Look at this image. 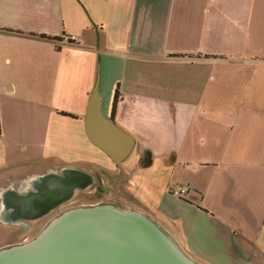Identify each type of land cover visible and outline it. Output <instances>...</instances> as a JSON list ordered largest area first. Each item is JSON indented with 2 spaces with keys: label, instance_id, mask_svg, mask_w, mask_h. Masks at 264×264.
Listing matches in <instances>:
<instances>
[{
  "label": "crops",
  "instance_id": "obj_1",
  "mask_svg": "<svg viewBox=\"0 0 264 264\" xmlns=\"http://www.w3.org/2000/svg\"><path fill=\"white\" fill-rule=\"evenodd\" d=\"M96 84L136 141L133 209L200 264H264V0H0V99L39 109L41 137L0 122V203L56 160L105 161Z\"/></svg>",
  "mask_w": 264,
  "mask_h": 264
},
{
  "label": "water",
  "instance_id": "obj_2",
  "mask_svg": "<svg viewBox=\"0 0 264 264\" xmlns=\"http://www.w3.org/2000/svg\"><path fill=\"white\" fill-rule=\"evenodd\" d=\"M89 142L114 163L133 153L135 139L101 110L98 84L90 93L84 120ZM39 192H4L17 219H35L72 198L76 189L95 182L87 172L68 169L47 175ZM0 264H200L155 220L114 204L78 207L50 222L32 241L0 249Z\"/></svg>",
  "mask_w": 264,
  "mask_h": 264
},
{
  "label": "rangeland",
  "instance_id": "obj_3",
  "mask_svg": "<svg viewBox=\"0 0 264 264\" xmlns=\"http://www.w3.org/2000/svg\"><path fill=\"white\" fill-rule=\"evenodd\" d=\"M219 74H222V73H218L216 75L217 80L220 77ZM8 90L9 89L0 91V93L1 92L7 93ZM29 91H32V90H29ZM12 98H15V94ZM10 101L11 100H9L7 97H1L0 99V109L2 112L1 119L3 120L1 121L0 119V122L5 123L4 121L6 120V125L9 128L8 130L12 133H16L17 136L18 134H21L26 139L35 138V140L40 141L41 140L40 135L35 134V131H36L35 127L36 126L38 127V125L34 121V116L36 115V112L39 111V109H37L35 106H32V105H28L26 107H22L20 105L16 106L17 104L16 100L12 101V104H9ZM3 112L6 113V117H4ZM136 157H137V151L133 152L131 156L122 164H114L106 156H105L104 162H97V163L81 162L78 164H70L72 168L80 167L82 168L83 171L88 172L92 174L93 176H95L96 177L95 186L88 188L84 192H77L75 195V199H73L71 203L67 204L61 210L54 212L50 217L39 222L38 225L40 226V228L37 227L36 231L30 232V231L23 230V233H22V231H19L21 229L18 226L13 225L15 223H13V221L9 218L10 216L8 215L12 211L10 207L8 208L7 205H5V201L3 200L5 193L3 191L2 201L0 203L1 213L2 215L4 213L3 216L8 215L7 219H9V221L7 222L9 224L2 222V224L0 225V232L2 233V235L0 234V249L5 248L7 246V245L6 246L4 245L5 236L6 238L8 237L7 243L10 244L9 246H14L15 244H23V243L32 241L55 218H57L59 215L63 214L64 212L69 211L74 208L96 205V203L99 201H101L100 203H104V204L119 205L121 208L125 207V208L133 209V208L138 207L137 205L141 203V200L134 197L133 192L130 189V186L128 183L129 175H128V172L125 170V168H128L127 167L128 165L130 166L134 162ZM37 164L30 162L24 165V168H25L24 170H28V172H30L31 174V172H34V170H37L38 166L41 163H37ZM65 164L67 163H64L61 160H56L53 167L49 166V169L52 167L50 170H53V169L62 167ZM96 187L101 194H104L103 196L98 195V193L95 191ZM5 232H7V234ZM13 233L15 234L12 235ZM10 235H11V238L9 237ZM9 240H13V241H9ZM11 243H14V244H11Z\"/></svg>",
  "mask_w": 264,
  "mask_h": 264
},
{
  "label": "flooded vegetation",
  "instance_id": "obj_4",
  "mask_svg": "<svg viewBox=\"0 0 264 264\" xmlns=\"http://www.w3.org/2000/svg\"><path fill=\"white\" fill-rule=\"evenodd\" d=\"M64 166V167H63ZM62 167H59V168H56V169H53V170H50V171H48V172H46V173H44V174H42V175H36L35 177H33L32 179H27V180H25V181H23L20 185H18L17 186V188H15V189H12V190H14V191H16L19 195H22V196H28L29 194H31V193H37V192H39V188L41 187V180H42V178L43 177H45V176H47V175H51V174H54V175H58V176H62V175H64V173L68 170V169H77V170H81V171H83L82 170V168H80V167H76V168H72V166L71 165H68V164H65V165H63ZM70 167V168H69ZM85 172V171H84ZM88 173V172H87ZM90 174V173H89ZM92 175V174H91ZM93 176V175H92ZM93 178H94V180H96V177L95 176H93ZM95 184H96V181H95V183L92 185V186H90V187H94L95 186ZM90 187H88V188H90ZM88 188H86V189H84V190H82V189H76L75 190V192H74V194H73V196H72V198L71 199H69L68 201H66V202H64V203H62V204H60L59 206H57V207H55V208H53V209H51L47 214H45L44 216H41V217H39V218H35V219H29V220H27V219H17V215L19 214H17V212H15V210H13V209H11V213H9L8 215L10 216L9 218L13 221V223H15V224H13L14 226H18L21 230H19V231H22V233H23V230L24 231H36L37 229V227L38 228H40V226L38 225L39 224V222H41L42 220H44V219H46V218H48V217H50L54 212H56V211H58V210H61L62 208H64L67 204H69V203H71L72 201H73V199H75V195H76V193L77 192H84L85 190H87ZM11 190V189H10ZM6 191H9V189H7V190H5L4 192H6ZM95 191L98 193V195L100 196V195H104V194H101L100 192H99V190L97 189V187L95 188ZM5 198V197H4ZM4 198H3V200H4ZM101 201H99V202H97L96 203V205H99V204H104V203H100ZM92 206H94V205H92ZM0 207H1V205H0ZM3 215H4V213H3ZM2 215V213H0V222H4V223H7V224H9L7 221H9V219H7V217H8V215L7 216H3ZM8 226V225H7ZM6 234H7V232H5ZM17 233V232H16ZM0 234L2 235V233L0 232ZM15 233H13L12 235H14ZM10 238H11V235L9 236ZM8 238V237H7ZM7 238H6V236H5V238H4V245L6 246V247H8L10 244H8L7 242H8V240H7ZM9 241H13V240H9ZM27 243V242H26ZM11 244H14V243H11ZM24 244V243H23ZM15 245H21V244H15ZM14 245V246H15ZM4 246V247H5ZM11 247V246H10Z\"/></svg>",
  "mask_w": 264,
  "mask_h": 264
},
{
  "label": "built area",
  "instance_id": "obj_5",
  "mask_svg": "<svg viewBox=\"0 0 264 264\" xmlns=\"http://www.w3.org/2000/svg\"><path fill=\"white\" fill-rule=\"evenodd\" d=\"M68 40H69V41H75L76 38H75L74 36H72V37H69ZM187 193H188V190L185 189V188L178 189V190H173V191H172V194H173L174 196L178 197V198L183 197V196L186 195Z\"/></svg>",
  "mask_w": 264,
  "mask_h": 264
},
{
  "label": "trees",
  "instance_id": "obj_6",
  "mask_svg": "<svg viewBox=\"0 0 264 264\" xmlns=\"http://www.w3.org/2000/svg\"><path fill=\"white\" fill-rule=\"evenodd\" d=\"M118 94L115 95V99H114V103H113V109H112V120H113V116L115 115V111L118 105ZM71 116V115H70Z\"/></svg>",
  "mask_w": 264,
  "mask_h": 264
}]
</instances>
